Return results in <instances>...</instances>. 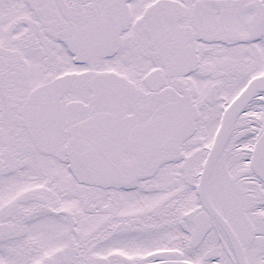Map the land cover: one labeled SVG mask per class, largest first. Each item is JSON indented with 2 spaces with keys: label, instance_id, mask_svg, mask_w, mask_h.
Listing matches in <instances>:
<instances>
[{
  "label": "snow or ice",
  "instance_id": "snow-or-ice-1",
  "mask_svg": "<svg viewBox=\"0 0 264 264\" xmlns=\"http://www.w3.org/2000/svg\"><path fill=\"white\" fill-rule=\"evenodd\" d=\"M0 264H264V0H0Z\"/></svg>",
  "mask_w": 264,
  "mask_h": 264
}]
</instances>
